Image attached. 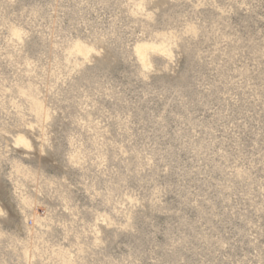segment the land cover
<instances>
[{
  "label": "rangeland",
  "instance_id": "rangeland-1",
  "mask_svg": "<svg viewBox=\"0 0 264 264\" xmlns=\"http://www.w3.org/2000/svg\"><path fill=\"white\" fill-rule=\"evenodd\" d=\"M0 264H264V0H0Z\"/></svg>",
  "mask_w": 264,
  "mask_h": 264
},
{
  "label": "bare ground",
  "instance_id": "bare-ground-1",
  "mask_svg": "<svg viewBox=\"0 0 264 264\" xmlns=\"http://www.w3.org/2000/svg\"><path fill=\"white\" fill-rule=\"evenodd\" d=\"M147 46H139L137 48V52L139 54V57L143 60L144 56H145V50H146Z\"/></svg>",
  "mask_w": 264,
  "mask_h": 264
}]
</instances>
